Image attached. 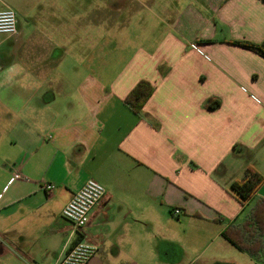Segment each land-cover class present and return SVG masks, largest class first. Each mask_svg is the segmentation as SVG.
I'll use <instances>...</instances> for the list:
<instances>
[{"label": "crops", "instance_id": "1", "mask_svg": "<svg viewBox=\"0 0 264 264\" xmlns=\"http://www.w3.org/2000/svg\"><path fill=\"white\" fill-rule=\"evenodd\" d=\"M3 1L21 17L0 42V264L79 241L98 247L88 264L241 263L222 232L264 197L230 188L264 175V57L232 41L264 40V0H128L121 22L97 0ZM141 79L155 90L136 113ZM90 178L106 193L76 228L62 209Z\"/></svg>", "mask_w": 264, "mask_h": 264}, {"label": "trees", "instance_id": "2", "mask_svg": "<svg viewBox=\"0 0 264 264\" xmlns=\"http://www.w3.org/2000/svg\"><path fill=\"white\" fill-rule=\"evenodd\" d=\"M235 44L250 49L264 57V40L255 43L248 40H233ZM155 90V86L147 79H141L128 93L125 103L136 113H140ZM221 100L210 97L205 102L208 109H216ZM264 182V175L253 165H248L242 177L231 183V191L246 204ZM222 235L241 251L248 253L261 264H264V197H256L245 210L244 217L229 224Z\"/></svg>", "mask_w": 264, "mask_h": 264}, {"label": "built area", "instance_id": "3", "mask_svg": "<svg viewBox=\"0 0 264 264\" xmlns=\"http://www.w3.org/2000/svg\"><path fill=\"white\" fill-rule=\"evenodd\" d=\"M18 32L17 13L11 7L0 10V34L14 35ZM1 68V62H0ZM12 179H24L21 172H15ZM46 190H52L54 185L44 184ZM106 193V187L95 178H90L73 194L71 199L62 209L65 218L71 221L76 228L86 226L91 209L100 202ZM181 210L175 208L174 215H179ZM98 247L96 244L79 241L73 245L63 258L53 264H88L95 255Z\"/></svg>", "mask_w": 264, "mask_h": 264}, {"label": "rangeland", "instance_id": "4", "mask_svg": "<svg viewBox=\"0 0 264 264\" xmlns=\"http://www.w3.org/2000/svg\"><path fill=\"white\" fill-rule=\"evenodd\" d=\"M97 7H100L101 10H102V15L103 17L105 16H108V15H111L113 16V20H119L120 22L121 21H124V19H126L127 15H130L131 13H133V8L132 9H127L126 7V2L128 0H97ZM14 2V0L12 1ZM114 5H118L119 8H115ZM4 1L3 0H0V9L4 8ZM15 8V6H12V8ZM15 10V9H14ZM17 10V13H18V17L20 18L21 17V13L19 11V9H16ZM116 10H119V13H117L116 15L114 14V12ZM136 15V14H135ZM109 22L111 20H107L105 19L104 22ZM102 31H103V34H107L109 37L112 35V34H118L119 35V40L121 42L122 38H126V35L127 33H131V31L133 32V29H128L126 27V25H107V24H103L102 25ZM7 37L6 34H0V42L3 41V39H5ZM6 44L3 45V47L5 48ZM1 47V48H3ZM231 247V246H230ZM232 249V252H235V253H238L239 256L241 255H244L243 257L244 258H241L240 259V262L239 264H255L254 262H249L250 259L249 256H245V254H243V252H238V250H234L235 248H231ZM242 253V254H241ZM247 255V254H246ZM233 256V255H232ZM245 257H246V260H245ZM256 264H260V262H256Z\"/></svg>", "mask_w": 264, "mask_h": 264}]
</instances>
